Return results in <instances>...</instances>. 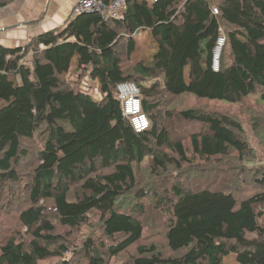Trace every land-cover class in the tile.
Masks as SVG:
<instances>
[{
  "label": "trees",
  "instance_id": "obj_1",
  "mask_svg": "<svg viewBox=\"0 0 264 264\" xmlns=\"http://www.w3.org/2000/svg\"><path fill=\"white\" fill-rule=\"evenodd\" d=\"M140 31L157 49L154 72L130 62ZM74 57L75 78L98 96L68 79ZM121 82L138 87L148 131L124 118ZM251 96L264 102V0H126L119 20L80 13L23 47L0 45V216L16 221L0 226V264H264V164H253L241 122L169 101ZM251 113L264 146V106ZM231 155L239 171L208 179ZM239 180L254 193L236 195Z\"/></svg>",
  "mask_w": 264,
  "mask_h": 264
},
{
  "label": "rangeland",
  "instance_id": "obj_2",
  "mask_svg": "<svg viewBox=\"0 0 264 264\" xmlns=\"http://www.w3.org/2000/svg\"><path fill=\"white\" fill-rule=\"evenodd\" d=\"M141 36V37H140ZM147 38L146 34H141L138 35L136 37V39L140 40H145ZM156 52L157 49L155 47V45L153 44L152 41L146 40L144 42V46L141 48V45H139V47L136 48L135 52L131 55L130 57V62L132 63H141L143 64L144 67H146L147 69H153V67L155 68L154 65H156ZM73 70L71 71V74H69L67 77L69 80H71V82L73 84H77V82H79L81 79V77L79 78H75L76 76V72H74V66L72 68ZM156 70V68L153 70V72ZM95 87L92 86V88L90 89V94L93 95L94 97H96V92H95ZM191 98H193L192 95H187ZM168 99V98H167ZM170 101V108L175 107L178 110H184L186 108H192V109H198L201 112L202 111H215V112H219V113H224L226 115L231 116V118L240 121L242 126H243V130H244V136L246 141L249 144V147L253 148L252 152L254 154V159H253V164L256 165H260V164H264V146L259 144V141L261 140V137H259V135L257 136L253 130V127L250 124L251 121V116L253 115V113H251V110H255L257 108H263L264 106V102L260 101L258 103V101L256 102V98L251 96L249 100H245L243 102V104L240 105H233L230 106V104H222V103H206V102H199L193 99H188L185 97H181V98H177V99H169ZM199 124L194 123V124H189V125H185L183 124V130H188V131H197L199 128ZM230 159H221L222 161L217 164V166L215 164H213V162H211V167H209L210 172L208 173L209 177L208 179H212L216 176V172H217V179L216 181H220V180H224V179H230L232 178V175L234 173H236L237 171H239L240 166L244 165L243 163H239L236 161L235 157L233 155H231L230 157H228ZM223 162V164H222ZM248 166H253L252 164H248ZM223 168L227 169V172L224 174L221 173L220 170H222ZM230 168V170H229ZM244 169H246L245 167H243ZM247 170V169H246ZM173 173L171 172L170 175H165L164 177H166L165 180H168L170 177L173 178ZM169 174V173H168ZM242 179L247 180V178L243 175L241 176ZM181 181L183 182L184 179L181 175ZM189 180H186V182H183L185 185L188 184ZM249 181V179H248ZM244 181L240 182V180L238 181V183H236L235 181L232 183H230L233 192L234 190H236V195L238 196H243V197H248L251 194L254 193L255 189H248L249 186H247L248 184H243ZM154 184H157L156 182ZM169 186V185H168ZM247 186V188H246ZM145 204H147V202H145ZM95 220H91V223L93 224ZM16 223L15 218L12 217V215H1L0 216V226L1 227H11ZM89 228L84 227L82 228L81 232H80V236L78 238V244H81L82 240L85 238L86 234L88 233ZM145 238H147V236H145ZM152 240V242H156L157 244L161 245L162 244V238L161 236H154L152 238H149L147 241ZM146 241V242H147ZM67 258H69V256H67ZM121 260V257L118 258V260H113L111 264H121V262H119ZM55 260L54 259H50L48 261L43 262L42 264H53ZM223 264H237L234 256L233 255H229L228 257L224 258L223 260Z\"/></svg>",
  "mask_w": 264,
  "mask_h": 264
},
{
  "label": "crops",
  "instance_id": "obj_3",
  "mask_svg": "<svg viewBox=\"0 0 264 264\" xmlns=\"http://www.w3.org/2000/svg\"><path fill=\"white\" fill-rule=\"evenodd\" d=\"M78 0H15L0 9V45L5 48H18L27 44L31 37L63 28L72 17ZM146 34L145 40L138 35ZM141 37V36H140ZM151 41L149 31H140L134 37L136 48ZM136 50V49H135ZM77 71V58L74 57L69 74ZM78 72V71H77Z\"/></svg>",
  "mask_w": 264,
  "mask_h": 264
},
{
  "label": "built area",
  "instance_id": "obj_4",
  "mask_svg": "<svg viewBox=\"0 0 264 264\" xmlns=\"http://www.w3.org/2000/svg\"><path fill=\"white\" fill-rule=\"evenodd\" d=\"M125 1L126 0H78L73 8L72 17L80 13H96L102 18L119 20L122 18L125 10ZM146 1L154 2L156 0ZM212 12L214 15L218 13L216 8H213ZM224 44L225 36L221 35L217 38L212 51L211 67L214 71L219 69L220 56ZM80 80L84 89L90 92L93 82L86 77ZM95 89L96 92L97 87ZM139 93L138 87L133 82H121L118 83L115 88V96L120 101L123 116L136 134L144 133L149 129V122L146 116L141 112Z\"/></svg>",
  "mask_w": 264,
  "mask_h": 264
}]
</instances>
